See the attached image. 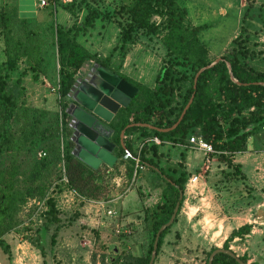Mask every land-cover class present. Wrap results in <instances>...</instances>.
Returning <instances> with one entry per match:
<instances>
[{"label": "rangeland", "instance_id": "obj_1", "mask_svg": "<svg viewBox=\"0 0 264 264\" xmlns=\"http://www.w3.org/2000/svg\"><path fill=\"white\" fill-rule=\"evenodd\" d=\"M240 1L243 9L238 8L239 0H178V4L188 8L190 17L197 16V24L209 26L206 33L219 35L223 32V36L232 29L237 30L238 25L240 26L239 23L236 24L237 11L239 10L241 17L246 9L241 17L242 31L239 32V39L251 52L249 64L252 69L264 71V0ZM129 4L130 0H76L71 8L57 5L54 13L46 8L38 9L36 6L35 15H32L27 13L30 8L21 9L17 14L16 0H0V11H8L11 8L15 10V18L9 26L11 36L21 40L28 47L35 45L37 58L40 60L37 81L31 80V71L27 69L25 58H21L16 70L9 74L10 81L21 79L22 92L16 117L10 122L12 145L0 154V169L14 167L17 174L16 183L23 188L32 164L39 160L37 153L45 151V159L50 161L42 179L45 187L43 196L35 195L34 198L26 200L15 215V226L3 236L10 256L7 258L0 252V264H99L108 253L107 249L113 247L118 249L120 256L145 254L151 238V220L147 214L154 208L155 202L160 200L159 189L154 188V185L159 183L155 175L143 169V175L138 174L126 182L124 169L127 163L124 159L121 160L113 170H107L99 176L110 186L109 200H123V207L127 208L129 213L105 216L106 208L111 211L115 209L107 203L100 221L79 222L83 217L78 212L81 204L65 202L62 195L66 188L60 181V163L53 159L50 150L57 144L60 146L62 138L59 136V141L54 138L39 141L30 137L31 135L27 138V132L33 128L31 122L34 120L37 121L36 131L53 129L58 125L57 96L55 90L52 91L56 86L58 68L51 31L53 23L70 29L75 41L83 49L117 72L128 50L132 51L130 64L126 69L127 78L145 89H154L156 73L161 66H170V59L165 56L161 32L147 36L137 31L132 41L125 44L124 53L118 50L119 30L126 19L124 9ZM211 11L213 16L209 15ZM201 14L207 15V20L200 19ZM153 21L158 23L159 19L153 18ZM2 33L0 25V63L4 60ZM92 63L85 61L75 77L84 73ZM172 68L185 74L189 73L180 66ZM179 85L180 89L174 91L176 102L180 101L178 95L182 94L186 86L185 83ZM140 102L141 97L138 96L136 104ZM197 131H189L184 137V142L186 137L196 134ZM65 141L66 137H63L64 144ZM183 144L181 147L171 146L168 153H165L167 159L157 162L168 175H174L171 170L177 169L185 171L188 177L183 185L182 202L175 223L163 237L153 264H203L206 253L211 248H221L231 228L248 224V221H251V224L255 221L253 225L258 229L264 228V133L248 139L246 151L233 158L242 161L240 171L246 179L242 182L227 175L230 170L218 162L216 155L207 171L203 172L196 167L188 168L180 161L181 153L186 150ZM254 157L256 161L252 160ZM198 160L202 161L200 157ZM121 177L123 180L115 181ZM191 177L194 182L188 181ZM249 179L252 182H249ZM47 199L54 201L60 225L53 238L51 234L54 226H48L43 232L44 216L39 213V204L42 201L46 204ZM145 206L147 210L143 209ZM127 215H130L132 222L125 223L124 217ZM95 223H101L103 226ZM116 228H119L118 234L114 232ZM57 235L64 239L69 237L71 244L66 246L69 250L67 255L57 254L55 250ZM83 235L89 243L87 246H83ZM39 240L43 256L34 247V243ZM255 243L254 236L248 232L229 241L227 249L238 257L248 254L249 258L253 255L257 259H264V243Z\"/></svg>", "mask_w": 264, "mask_h": 264}, {"label": "trees", "instance_id": "obj_2", "mask_svg": "<svg viewBox=\"0 0 264 264\" xmlns=\"http://www.w3.org/2000/svg\"><path fill=\"white\" fill-rule=\"evenodd\" d=\"M74 3L61 7L71 8ZM124 14L126 19L121 25L118 35V50L120 52L124 53L125 44L132 41L137 31L147 36L162 33V46L171 65H163L159 68L154 79V89H145L124 75L110 69L101 59L83 49L75 41L70 29L61 28L53 23L51 31L58 66L55 94L61 124L60 128L57 125L53 129L36 131L37 121L34 120L31 122L33 128L27 132V138L28 135H31L30 137L39 141L48 138L58 140L59 136L62 138L60 150L59 144L50 148L53 159L62 165L63 172L61 173L60 169V180L63 176L66 180L63 186L85 201L111 199L110 186L103 182V177L99 174L113 170L117 163L123 159L127 163L124 169L126 182L138 175L140 170L137 167L134 168L135 164L141 165L150 174L155 175L159 181L154 185V188L159 189L160 200L147 214L151 220V238L145 254L143 256H120L116 247L108 248V253L103 256L99 264H147L154 235L158 228L168 221L177 201L178 192L183 191V185L188 177L186 172L172 169L171 172L174 175L166 174L153 161V158L157 156V146L151 144L147 146L146 141L156 137L161 141V144L166 142L173 147L180 146L183 144L186 134L192 129H197V134L211 147L218 162L230 170L227 175L238 178L242 182L246 180L245 176L240 171V165L233 162V157L235 154L244 153L247 148V140L263 133L262 127H264V87L257 84H264V71L252 69L249 64L251 52L247 50L244 43H241L239 35L231 41L230 47L219 57L216 64L198 75L195 88H192L195 73L212 61L207 58V50L197 37L198 32L204 26H190L187 22L185 8L179 6L177 0H130V4L124 9ZM14 16L15 10L12 8L8 11H0L4 54V60L0 63V154L12 145L10 122L16 117L18 100L22 92L21 79L16 78L10 81L9 74L16 70L18 61L25 58L27 69L31 71V80L37 81V70L40 63L35 45L28 47L21 40L11 36L9 26L15 18ZM154 17L159 19L158 23L153 21ZM241 31L242 28L240 27L239 32ZM85 61H92L109 69L136 89V93L128 105L118 110L115 119H112L108 124L112 130L110 141L114 145V157L118 160L110 168L102 165L96 170H91L70 154L72 143L68 140L70 130L67 128V117L64 113L67 106L65 98L74 81L75 74ZM226 64L229 65L230 73L235 82L229 79ZM173 66L185 68L189 73L185 74L173 69ZM182 83H185L186 86L182 94L178 95L180 101L176 102L174 91L179 90V84ZM191 95L192 100L189 107L184 112L180 122L171 131L159 133L155 130L135 126L125 128L130 124H148L157 129L169 128L175 123ZM138 96L141 97V102L136 104ZM123 129L124 148H121L119 133ZM126 135H135V137L131 140L127 139ZM63 137H66L65 144ZM131 141L138 144L137 151L134 153L130 149ZM147 151L151 152L150 157H145L144 154ZM126 154L127 157L123 158ZM180 158V161L184 162L182 153ZM49 162L45 157L34 162L27 173L26 185L23 188H20L16 183L17 174L14 167L11 166L6 170L0 169V252L7 258L10 256V251L3 240V236L15 226V215L25 201L34 198L35 195L43 196L45 187L42 179L48 170ZM152 168L157 169L170 183L161 179ZM181 202L182 199L179 202L176 215ZM46 205V212L41 214L44 216L42 231L45 232L44 230L48 226L53 225V233L51 234V238H53L60 225L54 201L47 199ZM174 223L175 218L171 225ZM170 226L159 233L154 260ZM249 230V224H243L232 229L223 241L221 249L227 250L229 241L235 237L240 238L248 234ZM34 247L43 256L40 240L34 243ZM214 249L211 248L206 253L203 264H206L209 254ZM237 258L245 264V256ZM211 264L238 263L225 254L217 253L213 256Z\"/></svg>", "mask_w": 264, "mask_h": 264}, {"label": "water", "instance_id": "obj_3", "mask_svg": "<svg viewBox=\"0 0 264 264\" xmlns=\"http://www.w3.org/2000/svg\"><path fill=\"white\" fill-rule=\"evenodd\" d=\"M219 61L215 58L205 67L200 68L194 75L192 88H195V82L198 75L204 70L210 68ZM228 77L235 82L230 73L229 65L226 64ZM264 87L263 83H257ZM136 93V89L126 81L120 79L115 73L109 69L93 63L88 72L83 76H76L66 94L69 100L64 113L66 115V125L70 130L68 140L72 143L70 154L80 163L91 170H96L101 164L106 167H112L116 158L112 155L114 148L110 141L112 130L108 127L109 122L115 116L120 108H125ZM192 100L190 96L187 103L181 110L177 120L169 128L157 129L148 124H130L127 127H141L155 130L159 133H166L174 129L182 119L186 109ZM123 130L119 133V145L123 146ZM161 179L170 183V181L160 172L152 168ZM173 186V184H171ZM182 192H178L177 201L174 204L168 221L160 226L156 231L147 264H152L157 246L159 233L170 226L176 216ZM115 250V249H114ZM217 253L225 254L233 258L236 263L244 264L238 260L230 250L215 248L208 256L206 264H211L213 256Z\"/></svg>", "mask_w": 264, "mask_h": 264}, {"label": "crops", "instance_id": "obj_4", "mask_svg": "<svg viewBox=\"0 0 264 264\" xmlns=\"http://www.w3.org/2000/svg\"><path fill=\"white\" fill-rule=\"evenodd\" d=\"M37 1L38 0H16V12H17V14L20 13L21 9L30 8L31 9L30 12H28V10H27V13H32V15H35L34 8L37 6ZM177 3H178V0H177ZM179 6H181V5H179ZM181 7H183V6H181ZM184 8L186 10V17L188 18L187 20L190 21L189 22L190 26H194V27L204 26V28L198 32L197 37H198L199 41L205 46V48L207 50V58L210 59V60H214L215 58H219L230 47L231 41L236 36L239 35V28L241 26V17H242V14L246 11V9H244V12L241 14V17H239L240 16L239 10L237 11L236 24L239 23L240 26L238 25L237 30H236V28L232 29L231 32H229L228 34L223 36V34H225L223 32H220L219 35H218V33H215V34L206 33V30H208L209 26L206 25V24H203V23L202 24H197L198 23V22H196L197 16L193 15V17H190V14L188 12V8L187 7H184ZM238 8L239 9H241V8L243 9L244 8L243 4L241 3L240 0H239ZM43 9H41V10H43ZM46 9H47V11H49L48 8H46ZM22 13H25V12H22ZM220 14H222V12H220ZM209 15L213 16V12L211 11ZM154 18L157 19L156 17H154ZM27 19H30V18H27ZM200 19H203L204 21L207 20V15L205 16V14L204 15L201 14L200 15ZM131 52L132 51L128 50V52L125 55V57L123 59V62L121 64V68L118 70V72L120 74H123L124 76L127 75L126 69H127V66L130 64L129 61L131 60V57H130L131 56ZM112 119H115V116ZM124 137L125 136L123 135V138ZM126 137H127V139H131L132 140V139H134L135 135H132V136H127L126 135ZM249 139H251V138H249ZM146 145L148 146L149 144H146ZM137 146H138V144L136 142H132L131 143L130 149H131V151L133 153L137 151ZM161 147H164V148L161 149ZM170 147H171V144L170 143H166V142L162 143L161 145H158L157 148H156V155L157 156L153 158V161L157 163L158 161L166 160L167 158L165 156L166 155L165 153H168V150H170ZM174 147H177V146H174ZM178 147H180V146H178ZM114 150L115 149L112 150V155L113 156H114ZM182 154L184 155V165H186L190 169H194L195 167L200 169V167H201L200 163L201 162H200V160H198L199 157H200L199 154L194 153L192 151H189L188 149L183 151ZM144 155H145V157H150L151 156V152L147 151ZM236 155H240V154H235L234 157ZM248 155H250V154H248ZM200 159H201V157H200ZM260 159H262V157ZM252 160L256 161V158L254 157ZM117 161L118 160H116L115 162H117ZM246 161H248V160H246ZM233 162L234 163H238L239 165L242 164L241 160L233 159ZM212 163H213V158H212L211 164ZM101 166H102V164L99 167H101ZM143 169H141V170H143ZM141 170L138 172V174L143 175L144 172H141ZM120 179L123 180V178L121 177V178H117L115 181H119ZM249 182H252V181L249 179ZM99 201H103V200H99ZM99 201H86V202L81 203V205L78 208V212L83 217H81L82 221H79V222H87V221H89V222H98V221H100V219L104 215H103V209H100L98 207V205H97V203ZM103 202H104V207L105 206L107 207V203H110L109 205L114 206L115 207V209H113L115 211L114 213H116L118 215H121V214L123 215V214H128L129 213L127 208L123 207V204H125L123 200H117L116 199V200H106V201H103ZM157 202H155V204ZM106 209L108 210V208H106ZM143 209L147 210L146 206L143 207ZM84 216H86V217H84ZM124 219H125V223L132 222V219L130 218V215L125 216ZM255 223H256L255 221H252V224H251V221H248V224H250L249 235L254 236V239L256 241L255 244L264 243V228L263 229H258L256 227H254L253 224H255ZM258 224H260V222ZM236 228H237V226L234 229H236ZM231 230H232V228L230 229V231ZM230 231H229V233H230ZM70 244H71V242H70L69 237L64 239L60 235H57L56 243H55V247H56L55 250H57V254L59 253L61 255H67L69 250H68V248H66V246H68ZM136 256H141V255L138 254ZM245 257L248 258L246 260L247 264H253V263L254 264H264V259L263 258H261V259L258 258L257 259L256 256H253V255L249 258L248 254H246Z\"/></svg>", "mask_w": 264, "mask_h": 264}, {"label": "built area", "instance_id": "obj_5", "mask_svg": "<svg viewBox=\"0 0 264 264\" xmlns=\"http://www.w3.org/2000/svg\"><path fill=\"white\" fill-rule=\"evenodd\" d=\"M76 0H38L37 1V7L39 9H43V8H48L51 12H55V8L56 6H66V5H69V4H72L74 3ZM56 89V86L54 87V89L52 88V91ZM57 116H58V127L60 128V116H59V112H57ZM60 130V129H59ZM262 132L264 133V127H262ZM147 144H151V145H160L161 144V141L159 139H157L156 137H152L151 139H149L148 141H146ZM181 147V146H180ZM183 147L188 149L189 151H192L194 153H197L200 155L201 157V167L200 169L204 172V171H207L209 169V166L211 165V162H212V158L215 156L213 150L211 149V147L206 143L204 142L201 137L199 136V134H192L188 137H186L185 139V142L183 144ZM61 148V145L59 146V150ZM140 148V146H139ZM138 148V149H139ZM37 157L40 159V158H43L45 157V152L44 151H39L37 153ZM127 157V154L123 156V158H126ZM141 170L143 169V167L141 165H137L135 164L134 165V168H136ZM60 169H61V173L63 172L62 170V165L60 164ZM62 184L64 185L66 180L65 178L62 176L61 177V180ZM188 181H193L192 180V177L189 178ZM194 182V181H193ZM63 197H65V202H70L71 204L74 203V202H77V203H83V202H86L83 198L79 197L78 195H76L73 191L71 190H68V189H65L64 190V193L62 195ZM98 207L100 209H103L104 208V202L103 201H99L97 203ZM46 204L44 201H42L40 204H39V213L40 214H43L44 212H46ZM105 216H113L115 215L114 211H111V210H105L104 212ZM38 222L40 223V220H38ZM97 224L98 226H103V224H99V223H95ZM114 232L116 234L119 233V228L115 229ZM128 232V231H127ZM126 231H123V233H127ZM85 235L82 236V242H83V246H87V244H89L86 239L84 238Z\"/></svg>", "mask_w": 264, "mask_h": 264}, {"label": "flooded vegetation", "instance_id": "obj_6", "mask_svg": "<svg viewBox=\"0 0 264 264\" xmlns=\"http://www.w3.org/2000/svg\"><path fill=\"white\" fill-rule=\"evenodd\" d=\"M92 64H93V63H92ZM90 68H91V65L88 67V69H87L84 73H82V74L79 73L78 76H79V77H83V76L88 72V70H89ZM65 99H66V102H67V104H68V103H69V100H68L67 98H65ZM120 109H122V108H120ZM120 109H119V110H120Z\"/></svg>", "mask_w": 264, "mask_h": 264}]
</instances>
